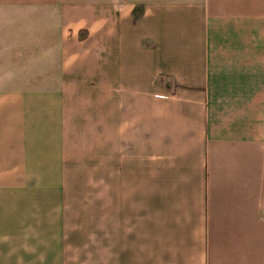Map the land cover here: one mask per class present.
<instances>
[{
    "label": "crops",
    "instance_id": "crops-1",
    "mask_svg": "<svg viewBox=\"0 0 264 264\" xmlns=\"http://www.w3.org/2000/svg\"><path fill=\"white\" fill-rule=\"evenodd\" d=\"M0 264H264V0H0Z\"/></svg>",
    "mask_w": 264,
    "mask_h": 264
},
{
    "label": "rangeland",
    "instance_id": "rangeland-1",
    "mask_svg": "<svg viewBox=\"0 0 264 264\" xmlns=\"http://www.w3.org/2000/svg\"><path fill=\"white\" fill-rule=\"evenodd\" d=\"M84 95H90V89H83ZM93 153L90 151H84V155H92ZM104 156V158H103ZM89 163H93L91 160L84 159ZM97 162V164H96ZM96 167L93 168H84L83 172L84 174H105V151L97 153V160L94 163Z\"/></svg>",
    "mask_w": 264,
    "mask_h": 264
}]
</instances>
